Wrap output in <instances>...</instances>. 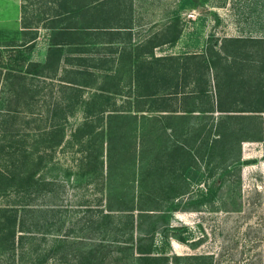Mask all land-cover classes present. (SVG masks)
<instances>
[{"label": "rangeland", "instance_id": "1", "mask_svg": "<svg viewBox=\"0 0 264 264\" xmlns=\"http://www.w3.org/2000/svg\"><path fill=\"white\" fill-rule=\"evenodd\" d=\"M103 1V8L108 11L106 16L109 18L103 19L102 23L122 26L132 20L135 43L140 42L141 52L147 51L155 42L175 35L178 28H183L179 38L159 46L158 53L199 52L212 37L264 36V0ZM74 2L77 1L67 0L65 7L69 8ZM100 6L91 12L98 13ZM21 10L22 21L34 28L19 31L0 27V170L12 169V162L21 157L19 154L13 159L10 153L5 152V148L11 151L14 148L11 146L30 147L32 143V151L39 149L32 158L39 160L42 156L43 159L42 165L37 169V177L53 179L55 184L52 196L39 194L31 198L32 203L28 207L38 209L35 212L37 218H33L36 223H29L32 231L25 232L21 242L19 240L14 245L6 244L4 251L0 247V263L29 264L32 260L44 259L43 264H67L60 261L58 256L77 252L81 246L98 241L104 234H109L104 239V244L109 242L117 245L118 242L113 241L114 236L123 238L121 234L129 219L130 212L126 209L128 206H138L137 202L130 200L133 194H129L131 191H138V188L129 186L133 179L131 177L137 172L133 169L134 165L129 164L131 160H127L131 155L122 156L115 148L112 149L114 156L109 162L110 167L107 168L105 163L106 171L111 174V181L91 169V155L93 148L99 145L101 135L98 129L103 121L99 119L100 116L90 115L88 112L106 108L105 103H102L104 100L96 98L95 93H99L97 88L117 90L118 93L114 96L117 108L135 107L128 105V100L132 99L126 97L132 94L128 83V57L125 53L119 65H115L116 61H107L105 66L110 67V64L114 67L113 72L107 71V68L101 71L99 68L94 75L78 73V79L84 85L77 90L80 93L79 101L76 97L75 105L67 107V115L60 119L64 139L61 144L54 145V148L45 149L40 133L49 124L48 115L53 113L55 102L61 93L56 82L54 84L50 79H45L47 77L36 75L32 71V63L44 61L47 57L51 30L43 26L54 24L52 18L65 9L59 7L58 0H21ZM37 35L36 41L27 43L28 39ZM149 36L153 37L148 42L146 38ZM127 42L125 41V45ZM97 47L100 48L99 45ZM69 48L71 47L66 45L63 52V64L68 67L70 65L66 60L75 56L66 50ZM108 50L110 53L105 54L111 56L113 53L109 47ZM87 56L100 59V54ZM177 65L174 64L173 69L167 70V74L176 72ZM63 73L67 78L74 76ZM20 76H24L27 83L26 87L21 88V101L16 103L10 100L14 94L10 89V81L19 82ZM67 93L74 94L75 91L70 89ZM94 98L97 100L95 105L92 104ZM106 99H110L109 95ZM144 107L147 108L148 105ZM201 116L199 114L192 118V122L198 124L210 119ZM85 121L88 123L83 125ZM15 129H20L17 136L13 135ZM172 133V139L178 137L174 131ZM33 138H39L38 142ZM19 141L24 143L19 144ZM241 152L242 163L235 168L226 170L227 165L217 158L209 165L206 160H199L196 167L186 169L184 176L189 182L186 189L188 192L174 194V201L169 199L159 202L164 196L140 194L146 196V199H153L150 202L140 200L141 207L147 208L145 212H151L149 209L153 208L156 212L154 215L157 216V209H165L160 214L166 221L159 219L156 225L152 248L158 259L154 264H264V141H244ZM106 157L105 142L104 161L107 160ZM122 160L127 162L123 163ZM212 167H215L213 174ZM171 168L172 164L170 170ZM173 175L170 171V181H173ZM220 178L224 181L212 199L201 201L200 194L208 189L213 190ZM9 183L7 180L0 183V186H7ZM5 192L0 195V208L16 205L19 210L21 195L9 185ZM128 199L130 201H126ZM174 205L177 209H174ZM109 210L110 217H104ZM138 212L140 211L135 210L136 218ZM18 213L23 215L24 212ZM156 216L143 217V221H139L141 231ZM96 220H100L103 226L98 227ZM106 220L108 223L104 224ZM118 227L121 233L115 235L113 230ZM139 231L140 227L134 230L136 237ZM59 238L63 241H59ZM61 244L63 247L58 251ZM131 259V250L114 249L110 251L105 264H129Z\"/></svg>", "mask_w": 264, "mask_h": 264}, {"label": "trees", "instance_id": "2", "mask_svg": "<svg viewBox=\"0 0 264 264\" xmlns=\"http://www.w3.org/2000/svg\"><path fill=\"white\" fill-rule=\"evenodd\" d=\"M76 1L68 8L65 7L67 0H58L59 7L65 10L57 13L52 18L54 24L48 26L53 32L47 57L44 61L32 63V71L37 73L36 75L47 77L45 79H50L52 83L56 82L61 93L55 102L53 113L48 115L49 124L40 133L45 149L54 148V145L61 144L64 139L60 119L67 115V107L75 105L76 97L79 101L80 93H77V90L84 85L78 79V73L93 75L95 73L86 68L74 70L63 64L62 57L66 45L73 44V48L67 49L69 51H85L86 44L90 42L89 37L93 34L88 29L99 27L97 25L99 17L91 11L99 8L104 2L103 0ZM181 29H176L175 35L167 38V41H175ZM66 61L74 65H85L82 58L77 60L70 58ZM152 63L158 67H142L139 71V81L130 89L132 94L128 96L133 95V98L130 97L132 100H128V105L132 104L134 108H117L114 97L118 93L117 90L98 87L99 93H95L96 98L104 100L102 103H105L106 108L93 113L88 112L90 115L100 116L99 119L103 121L98 129L101 135L99 145L93 148L91 155L93 157L91 169L100 172L104 179L111 181V174L106 171L105 163L109 168V162L114 156L111 153L112 149L115 148L122 156L131 155L127 160H131L129 164H133V169L137 172L131 177L133 179L129 186L138 188V191H131L129 194H133L130 200L137 202L138 206L136 208L128 206L129 208L126 209L130 212L129 219L121 234L123 238L118 239V236H114L113 241L118 242L117 245L109 242L104 244V239L109 235L104 234L98 241L81 246L77 252L58 256L64 263L105 264L110 251L117 249L131 250L132 259L129 264H154L158 259L153 254L152 248L156 225L159 219L165 220L162 213L160 214V211L164 212L165 209H157L159 212L157 216L154 215L156 212L153 208L149 209L152 210L151 212H145L147 208L141 207L140 200L150 202L153 199L148 197L146 199V196L140 194H147L150 197L164 196L158 200L159 202L169 199L174 201L175 195L188 192L186 189L189 182L184 176L185 171L189 167H196L199 160H206L209 165L218 158L221 163L227 165L226 170L235 168L242 163V142L264 141V36L212 37L208 39L201 52L178 56H156ZM174 64H178L176 72L172 75L167 74V70L173 69ZM147 71L149 74L145 75ZM63 72L74 76L67 78L63 76ZM26 83L24 76H20L19 82L10 81V89L14 91L11 101L14 100L16 103L21 101V88L26 87ZM70 89L75 93L68 94ZM106 94L110 99H106ZM93 100L92 104L95 105L97 100L95 98ZM84 102L90 103V101ZM145 105L148 107L145 108ZM199 114L210 119L195 124L192 118L198 117ZM3 119L6 121V118ZM87 123L85 121L83 125ZM15 130L13 135H19L20 129ZM173 131L178 137L172 139ZM39 138L33 140L38 142ZM105 142L107 143L106 161H104ZM22 143L24 142L19 141V144ZM29 146L14 145L11 146L14 147L11 151L5 148V152L10 153L13 159L19 154L21 157L12 162V169L0 170V183L9 180V187L21 195L22 199L19 200L21 207L19 210L16 205L0 208L2 249L6 244L14 245L19 240L21 242L25 232L32 231L29 223H36L33 218H37L35 212H38V209L34 210L32 207L29 209L31 198L39 194L53 195L54 180L37 177V169L42 165L43 159L40 156L39 160H34L32 155L39 149L32 151V143ZM87 160L90 161L88 158ZM122 162L127 161L122 160ZM214 168L212 167L211 174L215 172ZM170 171L174 174L173 181H170ZM223 181L220 178L219 184L213 190L208 189L201 193V201L211 200ZM8 185L0 186V195L6 193ZM135 194L137 196H134ZM174 209H177L175 205ZM135 210L140 211L137 218L134 214ZM20 211L24 212L23 215H19ZM155 216L157 218L141 231L139 221H143V217ZM104 217H110V210L104 214ZM96 221L98 227L103 226L100 220ZM103 223L108 222L106 220ZM137 227H140V231L136 237L134 230ZM113 231L115 235L121 233L120 227ZM58 240L63 241L60 238ZM61 247L63 244L58 247V251ZM43 263L44 259H36L29 264Z\"/></svg>", "mask_w": 264, "mask_h": 264}, {"label": "crops", "instance_id": "3", "mask_svg": "<svg viewBox=\"0 0 264 264\" xmlns=\"http://www.w3.org/2000/svg\"><path fill=\"white\" fill-rule=\"evenodd\" d=\"M103 6L104 5L101 4L100 10L97 11L98 13H95L96 17L97 16L99 17V20L97 22V25H99V27H92L88 29L93 34L89 37L90 42L86 44L85 51L75 52V51H69L66 49L68 52L72 53V55H75V56H70L71 58L75 60L81 59V58L84 59L85 65H74L72 63L71 64L67 63L68 65H70V68H73L74 70H82L86 68L87 70H91L95 73L98 72L99 68L101 71L102 69L107 68V71L113 72L114 67H112L110 64H109L110 67H106L105 63L107 61H111L112 63L116 61L115 65H119L122 61L124 54L127 53V57H128L127 66H128V71H129L128 83L130 84L131 88H133V84L139 81L138 78L140 77L139 76L140 69L142 67H145V68L146 67L149 68L152 66L154 67L155 64H153L152 61L155 60L156 56H167V55L178 56V55L190 53V52L183 53V54L173 53V52L171 54L158 53L157 48L159 46L163 44H167L169 42H173V41H167V38L161 41L155 42L154 44L151 45V48H149L147 51L141 52V50L139 49L140 42L135 43V39H134L135 28L133 27L132 20L131 22L127 23V25H122V26L112 25L113 27H110V25H105V23H102V20L108 19L109 17L106 16L108 11L105 10ZM103 26H107V27H103ZM0 27L16 29L19 31L20 30H23V31L30 30L34 28V27H31L30 25L24 24V22L22 21L21 0H0ZM43 27L51 30V35H52V32H53L52 28L48 26H43ZM182 29H181V32H182ZM51 35H50V38H51ZM150 36L146 38V40L148 39V42L153 37V36L152 37ZM155 37L157 36H154V38ZM37 38H38V35L32 37L31 39H28L27 43H29L30 41L32 42L36 41ZM125 41H128L127 45H125ZM32 42H30L29 44H31ZM72 45L70 44L69 46L73 48ZM93 45L96 47H94ZM97 45H99L100 48H98ZM49 46H50V39H49ZM108 47L110 48V51L113 53L111 54V56L110 54H105V53H110L108 50ZM93 53L95 55L100 54V59L99 58L93 59L87 56V55H92ZM64 59L65 57L63 58V63L65 62ZM147 74H149L148 71H147ZM126 97H129V96H126ZM130 97L133 98V95Z\"/></svg>", "mask_w": 264, "mask_h": 264}]
</instances>
